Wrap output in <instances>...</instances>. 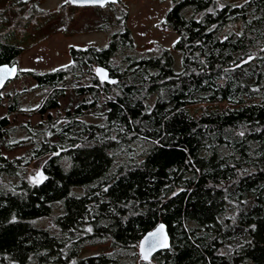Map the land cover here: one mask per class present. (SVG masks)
Instances as JSON below:
<instances>
[{
    "label": "trees",
    "instance_id": "obj_1",
    "mask_svg": "<svg viewBox=\"0 0 264 264\" xmlns=\"http://www.w3.org/2000/svg\"><path fill=\"white\" fill-rule=\"evenodd\" d=\"M176 1L174 51L121 56L101 104L62 107L76 81L63 66L32 75L45 117L23 123L25 137L0 116V264H264V0ZM3 21L0 64L18 62ZM131 41L125 26L93 56L106 65ZM3 145L25 150L8 157ZM160 221L168 248L139 262L121 253ZM98 240L113 251L83 255Z\"/></svg>",
    "mask_w": 264,
    "mask_h": 264
},
{
    "label": "rangeland",
    "instance_id": "obj_2",
    "mask_svg": "<svg viewBox=\"0 0 264 264\" xmlns=\"http://www.w3.org/2000/svg\"><path fill=\"white\" fill-rule=\"evenodd\" d=\"M65 1L29 0V2L35 4V7H33L35 11H28L30 5L24 3H19V7L13 8L15 6L14 0L0 1V15L3 17V22L6 23V28L13 31L12 34H14L13 38L10 37V39L22 47L16 58L20 64L21 74L5 84L1 91L3 105L0 108V116L8 115L10 117V124L15 127L11 135L13 139L25 137V132L21 126L23 123L33 124L45 117L39 112L38 108L42 103V96L46 94H43L42 89L37 88L35 84L37 82L32 73L37 71L47 72L59 65L66 64L69 60L68 51L71 44L74 47H84L90 43L101 46L106 45L113 31L126 26L127 31L129 30L132 36V46L126 48L123 54L120 52L116 55L115 61H119L120 57H124L125 54L136 56L156 54L160 53L162 48L174 51V43L178 38V33L172 27L168 30L162 27L166 21V14L172 7L173 2L171 0H118L112 7L103 9V14L108 17V26L99 29L100 31L90 28L97 25L98 22L101 23V18L98 17L94 9L70 8L63 5ZM226 1L238 3L241 0ZM69 17L70 22L68 23V29H66V19ZM7 29H4L3 33ZM80 69L78 68V70ZM11 93L16 94L19 109L9 112L6 111V103L8 101L7 94ZM85 95L90 97L87 94ZM73 97L78 98L79 95H74L68 90L65 96L61 98V106L70 103ZM86 99L89 100L90 98ZM102 101L101 98L97 103L101 104ZM51 111L55 112V110ZM86 115L87 119H95L93 110L91 112L87 111ZM1 150L8 157H13L23 154L25 148L7 149L6 145H3ZM2 180L7 182L10 179L5 175ZM42 225L52 227V217L45 218ZM110 246V242L107 240L89 241L84 243L82 252L83 255H93L113 251ZM117 251L120 252V250ZM121 253L126 258L136 262L143 260L140 259L138 248L122 251ZM136 253L138 254L135 255Z\"/></svg>",
    "mask_w": 264,
    "mask_h": 264
},
{
    "label": "flooded vegetation",
    "instance_id": "obj_3",
    "mask_svg": "<svg viewBox=\"0 0 264 264\" xmlns=\"http://www.w3.org/2000/svg\"><path fill=\"white\" fill-rule=\"evenodd\" d=\"M117 1L118 0L108 1V3L106 2V3L99 5V4L78 3V2H72L71 0H66L63 3V5L69 6L70 8H91V9H94L96 14L98 15V17L101 18V23L98 22L97 25H93L90 28H93L95 31L96 30L100 31L99 29L105 28V21L102 17V14L104 13L103 9L112 7V5H114V3H117ZM171 1L173 2L172 3V7H173L177 3V1L176 0H171ZM19 3H24L27 5H30V7H35V4L32 2H29V0H26V1L14 0V5H15L14 7H19ZM0 16H1L0 21H2L3 17H2V15H0ZM98 21H100V20H98ZM113 21H114V19L112 20V22ZM69 22H70V17L66 19V26H65V28L67 27L66 29H68V23ZM162 27H166L167 29H165V30L170 29L171 28L170 22L166 19V21L162 25ZM117 31H119V30L112 32V34L109 36V39L106 42V45L101 46V45H98L96 43H90L84 47H74L71 44L69 46V51H68L69 52L68 62L66 64L59 65V66L49 70V71H55L56 69L62 68L63 66H65L64 67L65 71H66L65 77L68 78L67 81L68 80L73 81V78L76 80V81H74L75 84H70V85H67L66 87L69 88L71 93L74 95L77 94V92L75 91V88L76 89L83 88L81 94H79L80 100H82L81 103H83V102H89V103L90 102H98V98L94 97L95 94H99V91L104 92L105 83L110 84L112 82H115V80L117 79V76L115 75V73L117 71L116 67L118 66V62L114 60L116 56L113 55V53H109L107 55L108 60H107L106 65L103 64L104 58H100L98 56H93L95 53L98 54V53H101L105 49H107V50L110 49V46L112 45V41L114 40V37H115V33ZM80 50L90 51L91 53L89 55L85 56V58H84L85 62L83 64V67L80 70H78V68H80V67L77 66V67L73 68V62L77 58V57H75V55ZM117 50H119V48L116 49L114 52H117ZM178 55L181 56V53H179ZM17 63L19 66V71H18L19 73L17 75V77H18L21 74V72H20L21 68H20L19 62H17ZM99 66H102L103 68L108 70L109 77L112 78L111 81L105 82L99 77V75L97 73V69H96ZM49 71H47V72H49ZM45 72L46 71H37V72L32 73V75H34L36 73L43 74ZM36 86L38 89H40V87H38V84H36ZM85 94L89 95L90 97H86ZM86 98H90V99L88 100Z\"/></svg>",
    "mask_w": 264,
    "mask_h": 264
},
{
    "label": "water",
    "instance_id": "obj_4",
    "mask_svg": "<svg viewBox=\"0 0 264 264\" xmlns=\"http://www.w3.org/2000/svg\"><path fill=\"white\" fill-rule=\"evenodd\" d=\"M72 2L78 3H86V4H103L108 3V1L113 0H71ZM167 29L166 27H163ZM97 69V73L99 77L105 81L109 82L112 80L109 77V72L107 69L99 66ZM19 66L17 62L14 63H2L0 64V92L4 88V85L9 83L10 80L16 78L18 75ZM167 225L160 221L156 227L145 232L144 236L141 238L139 242L138 251L140 254V259L149 260V258L157 253L160 250L168 248L171 243V237L169 232H167Z\"/></svg>",
    "mask_w": 264,
    "mask_h": 264
}]
</instances>
